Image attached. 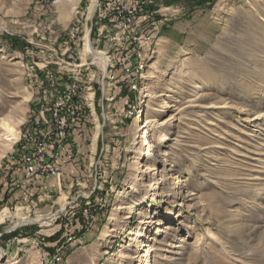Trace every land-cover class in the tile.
<instances>
[{
	"label": "rangeland",
	"instance_id": "obj_1",
	"mask_svg": "<svg viewBox=\"0 0 264 264\" xmlns=\"http://www.w3.org/2000/svg\"><path fill=\"white\" fill-rule=\"evenodd\" d=\"M40 1L0 0V256L50 264L60 242V264L81 248L67 264L93 252L101 254L98 264H264V0H140L146 17L126 28L142 37L139 52L131 38L114 49L92 41L109 51L114 74L112 101L102 100V110L95 86L100 129L86 134L78 156L86 159L59 182L32 179L27 194L6 183L31 121L34 73L48 65L76 75L74 65L63 69L58 60L68 32L78 29L84 39L96 15L88 18L92 0H57L49 8ZM137 54L143 65L131 83L122 63ZM166 102L172 108L162 114ZM146 118L156 122L148 162L137 129ZM5 124L18 132L14 144L6 142ZM88 190V198L77 196ZM48 215L4 234L24 217Z\"/></svg>",
	"mask_w": 264,
	"mask_h": 264
},
{
	"label": "built area",
	"instance_id": "obj_2",
	"mask_svg": "<svg viewBox=\"0 0 264 264\" xmlns=\"http://www.w3.org/2000/svg\"><path fill=\"white\" fill-rule=\"evenodd\" d=\"M40 2L47 5V8L53 7L51 0H41ZM141 4L140 0H111L107 16H101L108 17L107 27H96V19L100 17H94L92 24L88 25L87 49L91 52L92 66L101 72L100 79L95 74L98 86H100V103L97 102L100 110H102L101 90L105 71H103L102 58L100 56L96 58L93 55L95 51L92 49V41L100 40L108 43L109 47L114 49L115 41L131 38L130 44L134 45L132 51L139 52L138 49L141 46L137 47L136 43L141 44L140 38L142 37L136 38L134 35L129 37L130 33L129 30L126 32V28L134 26L137 28L141 20L146 17H142L143 7ZM121 28L123 29L120 31ZM114 29L119 31L117 30V33L113 35ZM148 48L150 45L146 46L147 50ZM116 51L118 50L115 49V53ZM142 51L145 50L142 49ZM128 53L129 51L125 56L127 60L130 58L127 57ZM137 58L134 62L122 63L123 78L132 79L131 83L134 82L138 66L143 65L144 58H141L140 54H137ZM75 62H77V56L69 53L63 59L58 60V66L67 69L74 65L76 75L53 73L48 69V65H44L43 69H38V72L34 73L38 92L32 105L31 123L23 129L17 149L11 158L10 165L13 170L12 180L9 183H15L18 175L26 181L34 178H54L59 182L64 173L69 170L77 171L80 164L78 156L82 153V146L88 133V121L81 102V94L84 92L82 76L85 75V64L78 62L75 64ZM97 164L100 165V161ZM77 196L88 198L89 190L87 195L77 194ZM65 205H69V203ZM55 215L53 216L55 219L59 218V214ZM69 239L72 237L69 236L66 241ZM60 246V242L56 243L54 251L58 250ZM48 255L51 257L50 264H53L54 252L52 255Z\"/></svg>",
	"mask_w": 264,
	"mask_h": 264
},
{
	"label": "bare ground",
	"instance_id": "obj_3",
	"mask_svg": "<svg viewBox=\"0 0 264 264\" xmlns=\"http://www.w3.org/2000/svg\"><path fill=\"white\" fill-rule=\"evenodd\" d=\"M98 2H97V0H92L91 6L89 7L88 18H92L93 14H96L95 17H100V18L96 19L97 24L99 22L103 21L104 24L101 27H106L107 25H105V22H106V18H108V17H101V16H107V13H106L107 9H106L105 6H107L109 4H105V6H104L102 4V2L100 1L101 4L98 5ZM56 3H57V0H51V4L52 5H55ZM97 7H99V9ZM97 24H96V26H97ZM87 32H88V30L85 32L84 39H83V37L82 38L79 37L80 35L78 34V29L76 30V32H73V30L69 31L68 34H67L68 39H67V41L65 43V46L69 47V48H65L63 54H64V56H67V54H69V53L70 54H75V56H77L78 63L79 64H85V75L82 76V84H84V92H82V94H81L82 108H84V112H86V118H87V121H88V132H92V130L97 132V130L100 129L99 125H98V123H99V119L98 118L99 117L97 116L96 105H95L96 98H97V97H95V94H97V88H95V86L98 87V80H97V78H95V72L93 70L94 66H92L91 52L88 51V49H87V45H88V33ZM92 49H94V51H95V52H93L94 57L98 58L100 56L102 58L103 71H105V76H103V80H102L101 99L102 100H106L107 102H111L112 98H109V99L107 98V96L109 94V91H110V88L112 87V80H113V74H114L111 71L113 69V66L111 65V61H110V57L111 56L108 53L109 51L102 52V51H99V50H95L96 48L93 46V44H92ZM90 57H91V61L88 62V58H90ZM112 64H114V63H112ZM109 74H112V75L110 76ZM132 88L135 89L136 87L133 86ZM162 97L171 98V96H169L167 94L162 96ZM171 108H172V106H170L166 102L165 103V107L163 108L164 111L162 112V114L165 113V111L170 112ZM30 123H31V121H30ZM151 123H156V122L153 121V120H148L146 118V119H144V124L141 125L142 124L141 123L137 127V129L143 130L144 131V135L146 136L145 138H143L144 141L141 142V146H140V148H147L146 156H144V160L146 162L151 161V159H150L151 157H155V155L153 154L152 149H151V147H152L150 145L151 142H149L148 139H147L148 132H149V127H150ZM160 125H162V123H160ZM5 128L8 130V135H7L6 142H9L10 144H14L15 141L17 140L18 132L16 130H11L10 126L6 125V124H5ZM163 139L166 140V138H163ZM89 146L90 147L93 146V141L92 140H89ZM78 185H81V184H78ZM79 195H81V194L79 193ZM82 195H87V193L86 194L82 193ZM86 207H87V205H86ZM121 207H123V206H121ZM121 207L119 208V210L123 209ZM84 212L85 213L90 212V208H86L84 210ZM142 212L138 213L140 218L145 213V210L142 211ZM50 216L49 215L48 216H39V217H36L35 219H29V218L24 217V218L21 219V222L16 223L14 225V227H21L23 225L41 223L44 219L51 218ZM3 217H4L3 215H0V223L3 220ZM140 222L144 223L143 221H140ZM72 241H73V238L68 240V242H72ZM17 244H19V242ZM61 250L62 249L59 248L54 253L53 264H60L62 262V256H61L62 252H61ZM119 252H121V251L119 250L118 253ZM0 264H10V260L6 259V261H5L3 259V257L0 256Z\"/></svg>",
	"mask_w": 264,
	"mask_h": 264
},
{
	"label": "crops",
	"instance_id": "obj_4",
	"mask_svg": "<svg viewBox=\"0 0 264 264\" xmlns=\"http://www.w3.org/2000/svg\"><path fill=\"white\" fill-rule=\"evenodd\" d=\"M104 6H105V4H103ZM103 6V7H104ZM106 7V6H105ZM89 133V132H88ZM83 149V148H82ZM85 153V152H84ZM82 154V153H81ZM84 155V158L82 159V157H80V161L81 160H85L86 159V153L85 154H83ZM69 173V172H68ZM12 174V173H11ZM12 177L10 176V179L8 180V183H6V185L7 186H9V187H13V186H15V187H19L21 190H23V191H25V193H27L28 194V192H30V191H33V189L32 188H30V183L32 182V180H29V181H26V180H24V179H22L19 175L17 176V179L15 180V183H9L10 182V180H12L11 179ZM14 178V177H13ZM63 179V178H62ZM61 179V180H62ZM65 179H66V177H65ZM1 181V180H0ZM32 186V185H31ZM3 191H4V189H1V191H0V197L2 196V194H3ZM92 192H89V194H91ZM84 194H86V193H84ZM4 218L5 217H3V220H2V222L4 221ZM1 222V223H2ZM103 236V235H102ZM103 237H105V236H103ZM84 240H86L85 238H83ZM8 241V240H7ZM84 252V248H81V249H78V250H76V251H74V252H72L71 254H69L67 257H66V260L64 261V263L65 264H67V262H68V260L69 259H71V258H73V256H75V255H77V254H80V253H83ZM100 258H101V254H98V253H96V252H93V253H91V255L89 256V259L88 258H86L85 260H83L82 261V264H98V262H99V260H100Z\"/></svg>",
	"mask_w": 264,
	"mask_h": 264
},
{
	"label": "water",
	"instance_id": "obj_5",
	"mask_svg": "<svg viewBox=\"0 0 264 264\" xmlns=\"http://www.w3.org/2000/svg\"><path fill=\"white\" fill-rule=\"evenodd\" d=\"M17 228H19V227H12V228L8 229L4 234L11 233V232L15 231Z\"/></svg>",
	"mask_w": 264,
	"mask_h": 264
}]
</instances>
